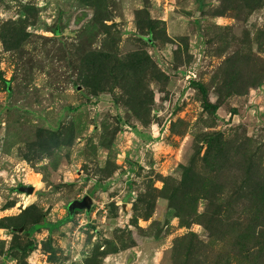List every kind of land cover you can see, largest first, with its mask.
I'll return each mask as SVG.
<instances>
[{
  "label": "rangeland",
  "instance_id": "obj_1",
  "mask_svg": "<svg viewBox=\"0 0 264 264\" xmlns=\"http://www.w3.org/2000/svg\"><path fill=\"white\" fill-rule=\"evenodd\" d=\"M0 264H264V0H0Z\"/></svg>",
  "mask_w": 264,
  "mask_h": 264
},
{
  "label": "water",
  "instance_id": "obj_2",
  "mask_svg": "<svg viewBox=\"0 0 264 264\" xmlns=\"http://www.w3.org/2000/svg\"><path fill=\"white\" fill-rule=\"evenodd\" d=\"M18 191L31 193L32 187H19ZM91 204V199L89 197H84L81 202H75L74 206L78 208H88Z\"/></svg>",
  "mask_w": 264,
  "mask_h": 264
}]
</instances>
